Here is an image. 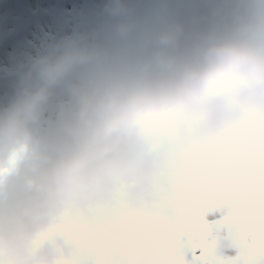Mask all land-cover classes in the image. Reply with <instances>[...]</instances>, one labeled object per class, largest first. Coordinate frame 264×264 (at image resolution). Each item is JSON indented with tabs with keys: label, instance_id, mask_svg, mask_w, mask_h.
<instances>
[{
	"label": "clouds",
	"instance_id": "1",
	"mask_svg": "<svg viewBox=\"0 0 264 264\" xmlns=\"http://www.w3.org/2000/svg\"><path fill=\"white\" fill-rule=\"evenodd\" d=\"M105 10L118 51L52 37L0 109V264H186L202 238L264 264V0L156 30Z\"/></svg>",
	"mask_w": 264,
	"mask_h": 264
},
{
	"label": "rangeland",
	"instance_id": "2",
	"mask_svg": "<svg viewBox=\"0 0 264 264\" xmlns=\"http://www.w3.org/2000/svg\"><path fill=\"white\" fill-rule=\"evenodd\" d=\"M48 2H50L49 5ZM108 2L109 0H0V69H2L0 86H6L4 90H0V109L11 100L17 75L26 62L24 59V62L12 67L6 66L8 63L7 60H3V55L12 53L14 50L12 46L16 42L20 45L19 51L28 47L26 48L28 56L35 54L37 49L53 37L52 35H58L56 36L58 38L70 34L73 30L94 33L91 25L99 27V25L105 24L107 32L104 35L97 34V36L102 44L118 51L121 48V43L114 36L113 28L108 25L109 19L113 17L105 15V6ZM230 2L231 0H125L124 3L130 9L134 7L133 19L141 22L144 27L150 30H156L170 20L168 16L159 14L161 12L167 15H176L172 17L176 19H181L180 15H182L184 20L189 23L203 24L225 12ZM185 8L191 10H185ZM44 11L48 13L45 14ZM52 18L55 19L54 22L60 19L62 22L65 21L67 25L62 27V22H60L56 27L53 22L49 21ZM22 19H25L30 25H33L32 21L34 20L43 27L41 30H34L33 35L30 36L31 39L28 40L25 38L24 32L17 30ZM75 21L79 22L76 27L72 23ZM46 27L52 28L47 31ZM41 31L48 35L43 36ZM12 38L14 39L12 40ZM21 39L26 43H21ZM15 40L16 42L11 44ZM7 56H4V59H7ZM49 112H55V103ZM204 246L205 244L200 240L193 248L194 251L198 252L195 257L198 258L199 264H228L227 260L220 256L211 244L208 248H203ZM177 264H184V261H178Z\"/></svg>",
	"mask_w": 264,
	"mask_h": 264
},
{
	"label": "bare ground",
	"instance_id": "3",
	"mask_svg": "<svg viewBox=\"0 0 264 264\" xmlns=\"http://www.w3.org/2000/svg\"><path fill=\"white\" fill-rule=\"evenodd\" d=\"M124 2H125V0H124ZM49 3L50 2H48V5H49ZM45 5V4H44ZM131 10H132V13H134V7H132L131 8ZM185 10H191L190 8H185ZM0 13H1V11H0ZM44 13L45 14H47L48 12H45L44 11ZM159 14H163V15H166V16H168L170 19H172V17H174V16H176V15H174V16H172V15H167V14H164V13H159ZM105 15L107 16L108 14H107V12L105 13ZM135 17H136V15H135ZM180 17H181V19L182 20H184V17L182 16V15H180ZM32 20V19H31ZM49 21L52 23H54L55 24V26L57 27L58 26V24L60 23V22H62V20H60V19H58L56 22H54L55 21V19L54 18H52V19H49ZM95 22H97V21H95ZM32 23H33V25L34 26H36V27H34L33 25H30L25 19H22L21 20V22L18 24V27H17V30H19V31H22V32H24L25 33V38H27L28 40H30L31 39V35H33V33H34V30H36V29H40L41 30V28L43 27V26H41L40 25V23H38V22H36V21H32ZM72 23H74L73 24V26H78V24H79V22H72ZM43 24H45V23H43ZM54 24H52V27H54ZM96 24V23H95ZM99 24H101V23H99ZM67 25V23L65 22V21H63L62 23H61V26L62 27H65ZM108 25L111 27V28H114V25H115V18H110L109 19V22H108ZM52 27H46V29H47V31H50L51 30V28ZM29 28V29H28ZM91 29L94 31V33H96V34H101V35H104L106 32H107V30H105V24H101V25H99V27H97V26H92L91 25ZM108 32H110V31H108ZM40 33V32H39ZM41 34L44 36V35H48L47 33H45V32H42L41 31ZM41 36V35H40ZM53 37H56V36H58V35H52ZM59 38V37H58ZM14 38H12V40H13ZM11 40V41H12ZM16 42V40L14 41V42H11V44H13V43H15ZM21 43H26V42H24L22 39H21ZM121 43V42H120ZM13 48H14V50H13V52L12 53H8V54H4L3 55V60L5 61V60H7V63H8V65H6L7 67H12V66H14L15 64H18V63H22V62H24V59H26V56H27V50H26V48H28V47H26L24 50H20L19 51V48H20V45L19 44H17V42L12 46ZM114 51H116L115 49H114ZM6 55H8L7 56V59H4V56H6ZM22 69V68H21ZM20 69V70H21ZM1 70L2 69H0V72H1ZM5 87L6 86H0V90H4L5 89ZM53 103H55V102H53ZM51 118H53L54 119V117H55V112H49V114H48ZM202 240V242L205 244V246L203 247V248H208L209 246H210V242L209 241H207V239L206 238H202L201 239ZM193 256H196L197 254H198V252L197 251H194L193 250ZM178 261H182V260H180V259H178L177 261H176V264H177V262ZM205 264H210V263H205Z\"/></svg>",
	"mask_w": 264,
	"mask_h": 264
},
{
	"label": "snow or ice",
	"instance_id": "4",
	"mask_svg": "<svg viewBox=\"0 0 264 264\" xmlns=\"http://www.w3.org/2000/svg\"><path fill=\"white\" fill-rule=\"evenodd\" d=\"M186 264H199L198 260L195 256H193L191 261L186 262Z\"/></svg>",
	"mask_w": 264,
	"mask_h": 264
}]
</instances>
